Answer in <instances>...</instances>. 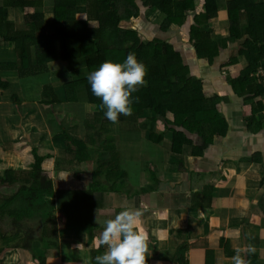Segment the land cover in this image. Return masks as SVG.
I'll list each match as a JSON object with an SVG mask.
<instances>
[{
  "label": "trees",
  "instance_id": "obj_1",
  "mask_svg": "<svg viewBox=\"0 0 264 264\" xmlns=\"http://www.w3.org/2000/svg\"><path fill=\"white\" fill-rule=\"evenodd\" d=\"M171 1L0 0V91L9 88V91H15L12 87H15L16 81L22 84L25 79H39L36 83L39 95L35 100L39 99V104L46 107L50 114L49 142L57 149L58 142L63 141L66 150L65 161H59L62 158L55 159L50 151L28 148L27 159L31 162L18 172L20 176L10 178L8 171L0 178V185L9 191L0 195V221L9 219L12 232L7 238L0 230V242H4L0 253L20 249L27 256L26 264H47L49 255L55 257L49 263L58 264V237L70 231L74 234L86 233L92 238L96 230L95 195L118 193L123 189V176L127 174L114 165L119 153L114 145L108 146L111 138L100 140V148L104 151L91 156L84 142L72 140L64 127L51 116L54 106L68 102L77 104L70 107L62 104V107L73 112L75 119L78 115L85 129L94 130L98 139L100 130L109 131L110 127L117 126L136 136L135 145L129 147L139 149L147 142L155 144L151 154L164 151L165 156L160 163L170 155L176 157L178 163L181 162L183 146H190L189 156L202 158L214 136L227 134L230 123L217 109L223 97L217 95L215 101L209 104L201 83L191 69H187L188 65H184L183 47L192 46L197 58L217 66L219 73L234 71L237 64L243 62L244 67L232 79L227 78V89L239 98L242 115L264 113L263 80L254 77L256 71L264 66V3L257 0ZM220 6L225 8L228 25L224 37L215 35L210 25ZM27 9L33 12L27 14ZM145 10L158 12V23H161L158 29L153 27V32L148 30L153 25L148 24L150 26L144 28L146 33L166 36L172 33L171 27L183 29L188 25V41L174 51L158 35L145 43L136 30L120 28L121 21L132 18L140 19L143 25L139 16ZM15 12L24 14L29 21H25L24 25L15 22ZM189 12H192L191 16ZM129 52L135 53L136 59L145 65L146 83L131 93V97L135 98L131 114L119 115L117 122L112 123L98 108L100 99L92 94L86 77L102 61L123 62ZM77 65L80 75L72 76L69 71ZM172 76L173 83L166 81ZM73 77L78 80H73ZM182 81L186 82V86L179 85ZM169 89L175 90L176 96H172ZM17 91H12L10 95L16 108L19 104ZM259 97L263 100H258ZM246 100L253 101L255 107L242 106ZM89 110L93 113L88 118ZM73 117H69L71 122ZM73 126L71 123L70 127ZM243 126L248 130L247 135L252 136L261 128V122L250 118ZM167 132H170V151L162 146ZM43 136L46 137V134ZM93 136H87L90 145L95 143ZM67 141L74 149L66 144ZM47 160L54 161L53 178L45 174L47 171L43 163ZM78 167V173L90 180L87 188L56 189V182L67 181ZM148 171L153 173V168ZM137 175L139 178L142 176ZM150 175L148 178L155 180L156 174ZM26 221L38 223V231L26 226Z\"/></svg>",
  "mask_w": 264,
  "mask_h": 264
},
{
  "label": "crops",
  "instance_id": "obj_2",
  "mask_svg": "<svg viewBox=\"0 0 264 264\" xmlns=\"http://www.w3.org/2000/svg\"><path fill=\"white\" fill-rule=\"evenodd\" d=\"M220 7L210 25L215 35H226V11ZM182 58L191 59L188 49ZM201 67L198 64L191 72L199 75ZM204 78H208L206 74ZM205 85L204 92H210V84ZM225 86L228 87L226 83ZM225 91L233 95L226 88ZM238 109L233 107L230 112L234 114ZM235 125L231 124V129L229 124L225 136H214L202 159L188 153L182 165L177 160V165L164 160L166 165L159 169L164 174H156L153 181H144V174L137 179L127 174L118 193H97L95 220L102 223L125 208L140 209L139 226L147 237L146 264H232L235 249L249 245L255 251L242 253L247 264H264V131L260 128L251 136L244 124ZM18 152L22 159L23 152ZM68 178L56 182V189L83 190L90 183L87 176L77 172ZM98 195L105 197L97 201ZM101 223H95L92 238L86 233L63 232L58 237V264H92L95 256L106 250V246H97ZM51 258L55 257L47 256V264Z\"/></svg>",
  "mask_w": 264,
  "mask_h": 264
},
{
  "label": "rangeland",
  "instance_id": "obj_3",
  "mask_svg": "<svg viewBox=\"0 0 264 264\" xmlns=\"http://www.w3.org/2000/svg\"><path fill=\"white\" fill-rule=\"evenodd\" d=\"M174 1L177 2V0H174ZM178 1H181V0H178ZM171 3H173V0L171 1ZM171 10L173 11V8H171ZM27 11H28L27 14L33 12L32 9H27ZM191 13L192 12H189L188 15L191 16L190 15ZM17 14L19 13L15 12L13 14L15 18L14 19L15 22L24 25L25 21H29L28 19L25 18L24 14H21V13L19 15ZM79 14L80 13H78L77 16H79ZM157 16H158V12L151 11V10H145L142 13H140V16H139V18L142 19L143 25L138 21V19H130L129 21H125V20L121 21L119 23V26L123 30H131V29L136 30L139 36L143 39V41H145V43L151 42L150 40H152V38L155 35H158L159 39L165 40V42L167 44H170L172 49L176 51V48L181 47L185 42L188 41L187 35H188L189 26L187 25L183 29H179L178 27L173 26L170 29L172 33L167 34L166 36H162V34H158V33L156 34L149 33V32H153L155 29H158L159 25L161 24V23L160 24L158 23ZM148 24H152L153 26L149 27L148 28L149 32L146 33L144 31V28L150 26ZM241 24L245 25V23H241ZM216 35L224 37L227 34L222 35L220 33H216ZM198 62H200V66H203V67L200 68L201 69L200 74L197 75L195 73V75L198 76L196 78L202 85V92H204L203 84L204 85L210 84L209 86L210 92H205L206 101L209 104H211L212 101H215L214 99L216 98L217 95L223 97V100L220 101L219 104H217V109L220 110L219 113L223 116V118L229 121L230 128L231 129L233 128L231 124H233V126H236L235 123H238V126H241L243 124H246V121L248 122L250 118H253V119L256 118L257 121L261 122L260 131H262V129L264 131V119H262L264 113L256 112L254 115L250 113H248L245 116L242 115L243 114L242 107H240L241 102L239 98L237 97V95L228 96L227 92L225 91V88L227 89V87L226 86L224 87V84L225 83L227 84L228 82L227 78L230 77V79H232V76H235L234 74L238 73L244 67L242 66L243 62L237 64L238 67L234 71H229V72L224 71V72H220L221 74L218 72L219 70L217 69V66L214 67V64H212L213 66H211L207 64L205 61H202V59H199ZM69 66L70 65H68V67ZM69 72L72 76H76V77L79 76L80 75L79 66L77 65V66L71 67V70ZM204 74H206L208 78H204ZM73 80H78V78L73 77ZM165 80H166V77H165ZM41 81H45V80L41 79ZM166 81H170V83H173L174 76H172L171 80H166ZM38 82H39V79L29 78V79H25L22 84H20L19 81H16L14 83L15 87H12V89H15V91L14 90L12 91L16 93V91L18 90L17 94L19 97L18 98L19 104L17 108L14 106L13 102L10 99L11 98L10 95L12 93V91H9L10 88L7 91L5 90L0 91V144L1 145L3 144V147H4V148L0 147V178H3L6 174H8V171H10V174H8L10 178H17L18 176H20L18 172H21L23 168H25V165H28L31 162L29 158L27 159V154H28L27 149L28 148L29 149H31L32 147L42 148L44 152L50 151L54 153V155L56 156L55 159L59 157V158H62V159H59V161H65V159H63L65 155L64 151H66L63 145L64 142L63 141L58 142V147H56L57 149H55L54 146L51 144V142H49L50 137H51V131L48 129V127L50 128V126H48L50 114L48 115V111H47L48 109H46V107L39 104L38 102L39 99L35 100L37 94L39 95V88L38 86H36V83ZM179 85L186 86V82L182 81ZM191 85H193V83H191ZM262 85H264V82ZM213 86L216 88L213 89L214 88ZM207 87L208 86L205 85V88ZM169 92H171L172 96H176L175 90L169 89ZM261 99L262 98L259 97L258 100H261ZM62 104H64L65 107H70V105L77 106V104H74L72 102L62 103ZM62 104L58 106H54V108L51 109V112H52L51 116L53 115V117L64 127L63 130L66 131L71 136L72 140L83 141L84 144L87 146L88 152L89 154H91V156L96 154V152L102 153L104 151L103 149L100 148L101 147L100 144H102L100 140L104 141L105 137H109L111 138V143L108 146L114 145L116 148V152L119 153V158L117 157V163H114V165L116 164L117 169L120 168L122 172L124 171L125 172L124 174H128L129 176L131 175L135 179H137L139 176L137 174H144L145 175L144 181H147L149 179L148 177L151 176L150 174H164L163 172H160L159 170L162 164L166 165L165 161H163L160 164L162 157L165 156L163 153L164 151H162L161 154H156V155H154L153 153L151 154V152L154 151V148L156 146L155 144H152L151 142H147L148 144L140 147L139 149H136L134 147H129V146L135 145V143L133 142L137 141L136 136L130 134V132L125 129H119L117 126L110 127L111 129L109 131L100 130L99 131L100 139H98L97 135L94 133L95 132L94 130L85 129L83 125V120H80L78 118V115H77V118L75 119L73 117V112L65 110L62 107L63 106ZM244 105L255 107V104L253 101H247V100L243 101L242 106ZM233 107L239 108L234 114L230 112V109ZM80 113L82 112L80 111ZM87 113H88L87 117L89 118V116L92 115L93 111L89 110ZM69 117H73L72 122L69 120ZM81 119H82V116H81ZM71 123L74 124L73 127H70ZM45 134H46V137L43 136ZM90 135H95L93 136L95 143L91 145L87 139L88 138L87 136H90ZM143 137H145V134L143 135ZM167 141L170 142V132L165 133L164 144H162V146L165 145L163 147L164 150L170 151L171 143ZM66 144L70 148L74 149V146L71 144L70 141H67ZM22 145L24 146L22 147ZM20 150L23 152L22 159L20 158V156H18V153H19L18 151ZM39 151H41V149ZM7 152H9V154ZM180 152H181L180 156L182 157V160L178 164L180 163L183 164L182 162L184 161L183 158L186 156L184 154H188L191 152L190 146H183ZM170 156L172 157V155ZM93 158L94 157H92L91 159ZM193 158L202 159L201 157H193ZM8 160L10 162L9 164L7 163ZM166 160H168V163L172 165H177L176 157L174 158L175 161L169 158H167ZM10 164H13V165H10ZM53 164H54L53 160H47L45 163H43V168L44 170L47 171L45 174L50 177H51V174H54ZM87 167L88 166L85 167L86 170L89 169ZM171 167L175 168V166H171ZM150 168H153V173H150V171L147 172V170ZM187 168L191 170L192 167L187 166ZM174 170L175 171L173 173L176 175H173V176L176 177L178 173L176 172V169ZM76 172L77 173L79 172V167L78 169L76 168ZM112 174H115V172H113ZM165 174H169V173L165 172ZM55 176H58V174H55ZM141 180H143V178ZM63 184H64V187L70 188L69 187L70 185H68V183H63ZM8 192L9 191H7L4 188V186L0 185V195H6ZM104 197L105 195L103 196L98 195L96 200L99 201L100 199ZM94 222L96 223V220H94ZM97 223L100 224L101 222L97 221ZM25 224L26 226L36 228V232L38 231V227L36 226L38 223L26 221ZM0 230L2 231V234L5 237L9 238V234L12 233L9 219L4 218L3 221H0ZM3 246H4V242H0V248ZM62 252H66V250L62 249ZM2 253H0V256L1 255L3 256L1 257V259H3L2 264H25V262L27 261V256H25V254H23L22 250L20 249H16L13 252H7L4 254ZM91 263L94 264V261H92Z\"/></svg>",
  "mask_w": 264,
  "mask_h": 264
},
{
  "label": "clouds",
  "instance_id": "obj_4",
  "mask_svg": "<svg viewBox=\"0 0 264 264\" xmlns=\"http://www.w3.org/2000/svg\"><path fill=\"white\" fill-rule=\"evenodd\" d=\"M183 48L189 50L191 57L189 61L182 58L188 69L200 64L192 46ZM145 75V65L136 59L135 53L129 52L123 62L107 59L102 61L88 73L86 79L92 94L100 99L98 108L103 112V116L116 123L119 115L131 114V105L135 99L131 97V93L146 83ZM141 216L140 209L125 208L101 223L97 246H106V250L95 256L96 264H146L147 237L139 226ZM254 251L251 245L236 248L231 257L232 264H247L242 253Z\"/></svg>",
  "mask_w": 264,
  "mask_h": 264
},
{
  "label": "built area",
  "instance_id": "obj_5",
  "mask_svg": "<svg viewBox=\"0 0 264 264\" xmlns=\"http://www.w3.org/2000/svg\"><path fill=\"white\" fill-rule=\"evenodd\" d=\"M254 77L261 78L264 82V66L260 67L256 73L254 74Z\"/></svg>",
  "mask_w": 264,
  "mask_h": 264
}]
</instances>
